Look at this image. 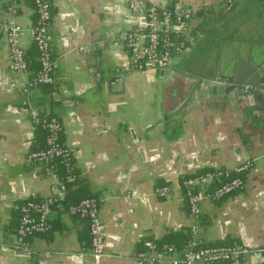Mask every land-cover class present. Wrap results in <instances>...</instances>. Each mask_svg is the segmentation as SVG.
I'll list each match as a JSON object with an SVG mask.
<instances>
[{"label": "crops", "instance_id": "1", "mask_svg": "<svg viewBox=\"0 0 264 264\" xmlns=\"http://www.w3.org/2000/svg\"><path fill=\"white\" fill-rule=\"evenodd\" d=\"M47 2L50 51L58 65L50 111L62 125L79 180L98 201L104 236L99 264H146L136 259L144 241L160 240L192 223L175 187L180 177L204 168L231 171L245 161L251 167L239 192L200 201L197 237L209 246L263 245L264 118L243 112L245 102L220 103L205 90L207 71L234 75L240 68L241 43L262 36L259 16L252 11L234 17L233 24L245 32L239 38L235 29L199 38L193 27L198 13L225 14L239 0ZM135 5L140 11L172 5L191 10L192 40L172 55L171 69L154 73L128 68L132 57L124 48V35L143 21ZM9 7H14L13 15ZM34 18L30 0H0V22L13 20L20 27L18 44L24 52L32 47ZM7 57L8 44L0 37V264H92L87 240H80L84 227L66 214L59 217L62 228L48 238L16 242L12 216L17 204L49 197L54 179L25 162L32 138L29 110L41 93L35 88L24 95L21 85L30 73H11ZM161 185L172 186L167 199L153 195ZM244 264L256 263L246 259Z\"/></svg>", "mask_w": 264, "mask_h": 264}, {"label": "built area", "instance_id": "2", "mask_svg": "<svg viewBox=\"0 0 264 264\" xmlns=\"http://www.w3.org/2000/svg\"><path fill=\"white\" fill-rule=\"evenodd\" d=\"M31 4L35 21L30 28V40L38 51L39 70L32 79L22 82L21 88L24 95H28L38 85H52L54 83L53 74L58 67L50 52L48 27L51 15L49 3L47 0H31ZM130 8H133L132 2H130ZM135 8H137L136 5ZM8 11L11 15L15 13L14 7H9ZM138 12L142 15L143 21L129 30L123 39L124 48L131 52L132 57V65L128 68L138 72L154 73L167 70L170 67L169 59L172 54H169L166 48L174 45L169 35L187 39L192 12L188 8L177 5L149 6L148 9L138 10ZM20 33V27L13 20L0 22V37L5 39L8 44V70L23 77L28 71L24 57L25 52L18 44ZM35 115L36 110L30 109L31 122ZM47 127L50 131V136L47 138L49 148L43 152L27 154L25 162L28 166L37 167L42 160L57 156L62 152L60 148L53 147L56 132L62 129L61 123L52 118ZM250 167L251 161H245L235 166L231 171L214 170L213 173L188 176L180 181L175 187L181 191L187 215L192 221L187 228L188 240L185 250L181 254H177L175 249L169 245L162 246L157 251L153 249L151 241L147 240L143 242L144 250L136 255V259L139 262L144 261L146 264H158L166 260L168 264H244L246 259H250L256 264H264V244L248 247L242 243L233 242L225 245L196 247L200 243L197 237L200 201L203 198L218 201L240 191L243 188V180L240 175H244ZM229 172L233 173L234 177L221 182V177H227ZM53 179L50 195L45 201L39 204L24 203L19 207L20 217L14 232L19 245H24L29 238L47 230L51 199H61L65 193L64 187L56 182L55 177ZM211 183H218V186L211 192H207L205 187ZM171 187L170 185L156 187L153 190V195L159 199H167L172 192ZM97 206V200L83 199L77 206L69 208L65 213L69 217L77 215L87 222L89 257L92 264H99L104 256V236ZM30 212L35 214L34 217L30 215Z\"/></svg>", "mask_w": 264, "mask_h": 264}, {"label": "trees", "instance_id": "3", "mask_svg": "<svg viewBox=\"0 0 264 264\" xmlns=\"http://www.w3.org/2000/svg\"><path fill=\"white\" fill-rule=\"evenodd\" d=\"M31 3V0H30ZM32 5V4H31ZM147 6L145 9H148ZM51 13V12H50ZM35 21V18H34ZM171 36L170 40L173 42L174 45L171 47H167V51L169 54H175L179 51L181 53L184 48H186L189 43L187 39ZM176 47V48H175ZM51 52V51H50ZM24 57L27 64V71L30 73L29 79H32L36 72L39 70V61H38V51L36 47L32 44V47L25 51ZM52 57V55H51ZM52 85H38L36 88L40 90L41 96L37 97L34 102V108L36 110V115L32 119V138L29 141V146L27 149V154L30 153H38L46 151L49 146L47 144V138L50 136V131L47 127L49 121L54 118L56 121L60 122L59 119L55 114H53L50 109H53V102L49 99V95L52 91ZM48 105L47 111L44 110V106ZM54 148H60L62 152L57 156L48 157L38 166V174L42 176H53L58 184L64 187L65 193L61 199H51V203L49 205L50 208V216L48 218V228L44 233L37 234L36 236L41 238H48L53 232L59 231L62 228V225L59 222V217L62 214H65L67 210L71 207H75L79 204L80 201L83 199H94L96 198L89 194L85 189L84 185L78 178L77 170L74 166V162L71 156L70 151L68 148L65 147L63 142V135L62 129L56 132V140L53 145ZM214 170L209 168L200 169L193 175H201L205 173H213ZM188 176H182L179 179V182L182 181L184 178ZM244 175H240V178L243 180ZM234 177V174L229 172L227 177H221L222 181H226L227 179ZM218 186V183H211L208 184L205 188L207 192H211ZM239 192V191H236ZM234 192V193H236ZM232 193V194H234ZM231 194V195H232ZM48 198V197H47ZM47 198H30L27 199L19 204H17L16 209L13 211V219H12V226L16 229L17 223L20 217L19 214V207L24 203L30 204H39L45 201ZM52 214V215H51ZM30 215L34 217V213L30 212ZM73 220L76 219L85 229V235L81 237L80 240L84 241L87 240L88 243V236H87V222L85 219L79 218L77 215L70 216ZM34 237V236H33ZM188 240L187 229L181 230L176 233H170L165 235L160 240H150L153 244V249L159 251L162 246H169L171 245L177 254H181L185 250V244ZM222 245V244H220ZM198 246H209L203 245L202 243H198ZM144 250V249H143Z\"/></svg>", "mask_w": 264, "mask_h": 264}, {"label": "water", "instance_id": "4", "mask_svg": "<svg viewBox=\"0 0 264 264\" xmlns=\"http://www.w3.org/2000/svg\"><path fill=\"white\" fill-rule=\"evenodd\" d=\"M252 11L253 15H258L261 19L262 36L256 37L253 41L241 43L243 46H240V49L243 56L241 60L237 55V65L240 68H237L234 75H223L218 70L215 73L207 71L205 90L208 96L220 103H226L229 99L232 104L245 102L243 112L264 118V0H239V3L234 4L230 12L225 14L213 10L207 13L200 12L193 20V27L197 31L195 36L199 38L208 33L216 36L223 35L225 31L234 29L236 31L233 34L239 38L245 32L238 30V26L233 24L234 17ZM135 12H138V7L135 8ZM220 31H222L221 34ZM191 40L188 35L187 42L190 43ZM169 61L168 69H171L174 66L173 58L171 57ZM233 91L235 94L233 93L234 96L231 97L230 94Z\"/></svg>", "mask_w": 264, "mask_h": 264}]
</instances>
